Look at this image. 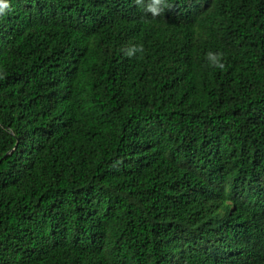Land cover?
Listing matches in <instances>:
<instances>
[{"label": "trees", "instance_id": "16d2710c", "mask_svg": "<svg viewBox=\"0 0 264 264\" xmlns=\"http://www.w3.org/2000/svg\"><path fill=\"white\" fill-rule=\"evenodd\" d=\"M6 3L0 264H264V0Z\"/></svg>", "mask_w": 264, "mask_h": 264}, {"label": "clouds", "instance_id": "9594fccd", "mask_svg": "<svg viewBox=\"0 0 264 264\" xmlns=\"http://www.w3.org/2000/svg\"><path fill=\"white\" fill-rule=\"evenodd\" d=\"M135 5L141 9L145 14H149L152 18L160 16L165 8H170L171 5L168 3V0H134ZM8 7L6 0H0V14H3L5 9ZM139 50H142V46H139ZM129 56L134 53L130 49L127 53ZM215 67L223 69L224 65L216 61L214 64Z\"/></svg>", "mask_w": 264, "mask_h": 264}]
</instances>
